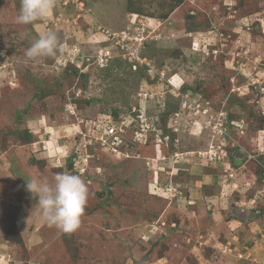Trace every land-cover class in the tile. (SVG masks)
<instances>
[{"label": "rangeland", "instance_id": "obj_1", "mask_svg": "<svg viewBox=\"0 0 264 264\" xmlns=\"http://www.w3.org/2000/svg\"><path fill=\"white\" fill-rule=\"evenodd\" d=\"M0 0V264H264V0ZM54 31V57L25 51ZM108 33V34H107ZM79 175L77 230L33 178Z\"/></svg>", "mask_w": 264, "mask_h": 264}, {"label": "clouds", "instance_id": "obj_2", "mask_svg": "<svg viewBox=\"0 0 264 264\" xmlns=\"http://www.w3.org/2000/svg\"><path fill=\"white\" fill-rule=\"evenodd\" d=\"M56 0H21L17 23L31 24L47 17L54 9ZM59 48V38L54 31L39 34L25 51V57L36 60L54 57ZM26 189L36 199V212L49 227L62 233L77 230L87 204L89 188L79 175L58 172L52 178H33L27 181Z\"/></svg>", "mask_w": 264, "mask_h": 264}, {"label": "built area", "instance_id": "obj_3", "mask_svg": "<svg viewBox=\"0 0 264 264\" xmlns=\"http://www.w3.org/2000/svg\"><path fill=\"white\" fill-rule=\"evenodd\" d=\"M108 34V33H107Z\"/></svg>", "mask_w": 264, "mask_h": 264}]
</instances>
